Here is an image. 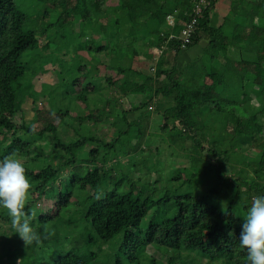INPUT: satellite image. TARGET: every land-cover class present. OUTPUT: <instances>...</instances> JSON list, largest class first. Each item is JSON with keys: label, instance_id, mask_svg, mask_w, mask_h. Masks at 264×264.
I'll return each instance as SVG.
<instances>
[{"label": "trees", "instance_id": "obj_1", "mask_svg": "<svg viewBox=\"0 0 264 264\" xmlns=\"http://www.w3.org/2000/svg\"><path fill=\"white\" fill-rule=\"evenodd\" d=\"M197 1L120 0V5L116 6L110 0H74L72 8L81 18L79 24L91 25L96 32L94 39L100 40L99 46H90L86 50L88 54L100 51V73L98 83L88 80L89 69L65 83L64 96L71 102L70 110L62 112L59 100L55 102L54 99L46 106L49 110L72 115V121L63 119L58 124L46 107L38 109L31 117L16 108L19 88L16 82L27 70L21 55L28 50L39 51L44 44L41 46L35 31H24L25 12L16 0H0V151L3 144L8 143L10 152L3 156L15 152L24 162L27 179L35 180L37 190L49 185L57 190L60 197L55 216L65 219L67 226L75 224L78 227L77 240L71 248L42 257L36 264H198V260L247 264V252L239 246L238 240L242 222L233 212L241 187H236L229 207L224 211H218L206 201L205 191L199 188L205 183L204 175L208 174L211 159L215 160L217 154L216 144L200 138L205 127L197 123L199 104L206 106L202 115L205 113L210 122L217 121L220 117L210 115L213 110L209 108L214 107L219 112L217 105L235 103L230 100L229 92L233 82L220 68L202 72L204 78L210 77L208 85L205 80L190 77L191 87L184 89L180 78L175 77V66H169L168 59H164L163 64L155 60L161 47L163 54L171 51L177 56L180 53L182 46L178 38L168 42L167 38L170 32L176 34L191 19ZM248 1H260L263 7L254 5L257 8L254 14L244 12L250 5L230 8L228 20L233 11L232 19L239 23L228 28L227 22L217 27L210 25L217 0H207L187 48L204 45L209 40L206 51L210 61L234 57L235 62L249 65L246 76L258 80L262 87L258 89L249 79H243L244 101L252 103L257 94L264 105V0ZM123 7L125 13L121 11ZM175 11V24H170L166 16ZM95 22L97 24H93ZM79 24L76 23L77 28ZM73 26L67 23V37H71L70 41L75 45V35L70 31ZM227 38L237 42L238 46L234 45V48L238 49L229 51ZM120 40L117 47L115 42ZM139 42L142 45L148 43L152 48L150 66L144 59L136 58V53L131 56L118 52L119 49L129 50L133 43ZM127 57L131 59L130 65L144 69V72L135 70V75H131L137 79L129 76L130 65L129 68L123 66ZM107 67L110 75L103 76L102 68ZM117 73L123 76L118 79ZM213 74L217 77H211ZM121 83L124 86L120 87ZM197 84L206 88L201 89ZM116 94L122 99H114ZM61 95L62 92L58 98ZM169 98L173 99L174 105L170 115L175 120L171 125L161 122L169 120L170 105H166ZM126 99L130 100L128 104ZM113 102L117 108H113ZM100 103L104 106L100 107ZM149 106L152 109H148ZM154 108L161 122L158 142L167 147L169 161L179 170L191 169L190 177L173 172L169 178L162 177V187L150 180H133L126 193L112 192L106 185L108 179H100V171L104 163L116 165L121 155L133 160L142 156L140 151L149 148L145 139L150 134L148 128ZM245 109L253 111L248 115L252 124L246 128L247 119L242 118L238 124L245 131L242 134L259 135L264 146V108ZM64 129L73 135V139L62 144L60 151L52 153L50 140L55 139L58 130V143L65 139ZM186 141L190 143L186 144ZM153 167L154 163L148 169ZM257 179L260 182L253 188H245V192L264 196V174H259ZM173 185L176 187L172 188ZM97 186L98 189L93 191L92 188ZM36 203L39 204V200ZM245 209L248 211V207ZM83 221H88L91 226L82 227ZM0 223L7 236L15 232L7 210L3 208H0ZM185 235L196 241L194 259L190 261L181 258L187 253L182 249ZM105 245L108 247L103 249ZM17 248L20 253L23 247L17 245ZM32 262L29 260L28 264Z\"/></svg>", "mask_w": 264, "mask_h": 264}, {"label": "rangeland", "instance_id": "obj_2", "mask_svg": "<svg viewBox=\"0 0 264 264\" xmlns=\"http://www.w3.org/2000/svg\"><path fill=\"white\" fill-rule=\"evenodd\" d=\"M110 1H114L113 4L116 6L120 5V0ZM16 2L25 12L26 20L23 24L24 31H35L36 36L41 39V46L44 44L39 51L28 50L21 55L22 62L27 65V70L26 75L20 79V81L16 82V86L19 87L16 94V108L18 111L31 117V115L37 113L38 109L51 104L54 99L55 102L59 100L62 112L70 110L71 102L64 96L66 93L64 85L67 81H71L76 77L77 74L81 75L88 69L90 70L88 80H99L97 76L100 73V51L94 53L88 51L90 53L88 54L86 50L90 46H99L100 40L94 39L96 32L92 29L91 25L84 26L83 24H79L81 18L76 16L75 8H72L74 0H16ZM232 4L233 8H237L241 5H250L244 12L251 14L255 13L257 9L255 6L263 7L260 1L249 2L248 0H235V2L232 1ZM222 8L223 10L225 9L224 6ZM121 11L123 13L126 12L124 7ZM232 12L230 14L231 19L227 20L228 28L236 26L239 23L237 19H232ZM176 13L177 11L170 14L172 16V21L170 22L167 20L168 23L175 24L174 18ZM212 15L213 14H211V18ZM57 20L60 21L52 27L51 24ZM99 21L100 20L97 22ZM66 22L74 25L70 31L75 35V45L71 43V37H67L68 29ZM97 22L93 24H97ZM76 23L79 24V28L76 27ZM220 23L221 21L218 19L217 13H215L214 24L217 27ZM165 30H167V26H165ZM238 33L241 34L242 32L238 30ZM171 35H177L182 38L181 33L176 32L175 34L174 32H170L167 42L177 38H170ZM156 38H159V36L157 35ZM226 41L230 44L228 48L229 51L238 49L234 48V40L227 38ZM121 42L122 40L116 41L115 45L118 47ZM148 43L143 45L141 42L133 43L129 47V50L119 49L118 52H126L129 55L136 53V55H134L136 58L144 59L147 65L150 66L149 54L152 48ZM205 45H207V41L201 49H197L195 45L191 48H187L186 45L182 47L177 56H174L171 51L163 54V47H161L155 56V60L162 64L164 59L170 58L173 60L175 77L180 78L184 89H189L191 87L190 77L205 80L204 83L208 85L210 77L208 79L204 78L202 72L217 71L220 70V68L223 69L224 73L229 76V79L233 82V85L229 88V92L230 100L235 101V103L225 102L217 105L220 110L219 112L218 110H214V107L209 108L213 110L210 115L214 114L215 117H217V115L220 117L217 121L213 119V122H210L205 113V115H202L201 111L206 109V106H201V103L199 104L200 110L197 112V123L205 127V132L200 138L209 140L210 144H216L217 153L215 156L216 159H211L212 165L209 164L208 166V174L206 177L204 175L205 183L199 186V188L205 191L206 201L212 203L218 211H224L229 207V201L234 196L236 187H241V193L239 197L237 196L233 212L243 223V218L247 214L245 208L248 207L249 209L252 197L256 196L251 192H245V188H253L260 182L257 176L259 174H264V146L260 143L259 135L242 134L245 131L241 129L238 124L242 118H246V128H250L252 119L248 117V115H251L253 111L251 109H245V107L257 110L259 108H264V105L259 101L257 94H254L252 103H245L242 81L243 79H249L258 89H260L262 85L258 83V80L255 78L246 76L249 72H245V70L249 65L235 62L234 57H230L228 60L214 58L210 61L208 51L204 48ZM235 45L238 46V43L235 42ZM165 48L166 46H164V49ZM109 63H111V61H109ZM130 63L131 59L127 57L123 62V66H128L129 68ZM130 66L132 70L130 71L128 69L129 76L135 75V70L144 72V69L139 70L135 64ZM163 66L165 67V64ZM114 67L116 66L114 65ZM113 70L116 69L113 68ZM101 73L103 76L110 75L109 67L106 69L102 68ZM120 75V73H117L116 78L120 79ZM211 77L216 78L217 74H213ZM132 78L137 79L136 77ZM121 86H124V84L121 83L120 87ZM198 87L201 89L206 88L204 85H198ZM61 92L62 95L58 98ZM119 98L122 99L120 94H116L114 97V99ZM172 98H169L166 102L167 106L170 105L168 111L169 120L161 121L163 124L166 123L167 125H171L175 120L171 118L170 115L174 107L171 103L173 100ZM129 101L130 100L126 99V104H128ZM102 103H100V107L104 106ZM112 106L113 108H117L115 102L112 103ZM46 110L49 109L46 107ZM76 111H78V109H76ZM49 112L55 117L58 124L63 119L69 121L73 120L71 114L60 113L51 108ZM151 117L148 128L150 134H148L145 139L149 148L140 151L142 156L139 155L133 160H129L122 155L119 157V162H117L115 169L116 178L113 179L108 176L106 185L109 189H115L119 192L129 190L131 188L130 183L133 182V180H139L140 182L150 180L152 182H158L159 187H162V177L165 176L169 178L173 172L190 177L189 174L191 169L188 168L186 171L179 170L178 166L169 161L170 158L167 147L160 144L157 139V134L161 136L160 116L153 110V116ZM17 118L20 119L19 114ZM59 133L60 131L58 130L56 132L57 135L54 137L55 139L50 140L49 147L53 146L52 153L60 151L63 147L62 144L70 143L73 139V135L64 129L63 134L66 138L60 140L58 143V138H60L58 137ZM172 135L174 136L173 133ZM185 143L188 144L190 141H186ZM9 152L8 143H4L0 151L1 159L5 157L3 156L4 153ZM153 163L154 167L148 169ZM156 163H159L157 167H155ZM190 166L191 168L193 167L192 165ZM154 169L157 171H154ZM120 177L122 178L119 180ZM28 180L31 183V190L26 196L25 209L36 210V218L32 221V227L40 236V242H33L30 245H25L17 233L14 232L7 236L4 232V228H2V223H0V264H28L29 260L33 261L32 264H36V262L39 263L41 261L38 260L42 259V257L50 255L51 253H57L59 250L66 251L71 248L73 239L77 236L78 231L76 229L67 226L65 219L55 216L56 209L59 206V192L50 185L47 188L37 190L35 180L32 177ZM116 180L118 181L115 182ZM167 185L170 184L167 182ZM175 187L176 185L172 186V188ZM37 200H39V204L36 203ZM81 208L83 211V200ZM77 215L73 216L72 219L74 220ZM84 226H91V224L88 221H83L82 227ZM17 245L23 247L20 253L17 251L19 248L16 249ZM107 247L108 245H105L103 249ZM182 249L187 253H183L181 258H184L185 261L194 259L192 254L196 252V241L190 236L185 235L182 240ZM198 264L219 263L216 261L207 262L198 260Z\"/></svg>", "mask_w": 264, "mask_h": 264}, {"label": "clouds", "instance_id": "obj_3", "mask_svg": "<svg viewBox=\"0 0 264 264\" xmlns=\"http://www.w3.org/2000/svg\"><path fill=\"white\" fill-rule=\"evenodd\" d=\"M153 110L156 111L155 108ZM153 110L151 116H153ZM86 155H88V150H86ZM115 169L116 165L111 162L104 163L100 171V179H108V176L116 178ZM98 186L93 187L92 190H97ZM30 190L31 183L26 177L23 160L15 152L0 160V208L7 210L15 233L25 245L40 242V236L32 227V221L36 218V210L25 211L26 196ZM112 192L126 193V191L119 192L115 189H112ZM71 227L78 229L75 224ZM76 240L77 236L73 241ZM238 240L239 246L247 252V264H264V196L252 197L251 205L243 218Z\"/></svg>", "mask_w": 264, "mask_h": 264}, {"label": "built area", "instance_id": "obj_4", "mask_svg": "<svg viewBox=\"0 0 264 264\" xmlns=\"http://www.w3.org/2000/svg\"><path fill=\"white\" fill-rule=\"evenodd\" d=\"M207 2V0H198L196 7L193 9V15L191 19L186 23V25L181 29L179 33L182 34V38L177 35H171L170 38L177 37L180 41L182 47L187 45L192 39L194 33L196 32V25L198 22V17L202 15V6ZM166 20L172 21V16L168 14ZM151 109V107H149Z\"/></svg>", "mask_w": 264, "mask_h": 264}, {"label": "crops", "instance_id": "obj_5", "mask_svg": "<svg viewBox=\"0 0 264 264\" xmlns=\"http://www.w3.org/2000/svg\"><path fill=\"white\" fill-rule=\"evenodd\" d=\"M232 1L235 2V0H218L217 3H216V6L212 12V18H211V21H210V24L213 26V27H216V25L214 24V20H215V13H217V17L218 19L221 21V24H224L227 22L228 20V12L230 11V8H233V4H232ZM225 7V9L223 10L222 7ZM217 25V26H219ZM181 31V30H180ZM179 31V32H180ZM207 40V39H206ZM205 43V42H204ZM207 44H208V40H207ZM234 45H235V42H234ZM197 47V49H201L203 47L202 44H197L195 45ZM207 45L204 46V48H206ZM168 64L169 66H173V60H171L170 58L168 59Z\"/></svg>", "mask_w": 264, "mask_h": 264}]
</instances>
